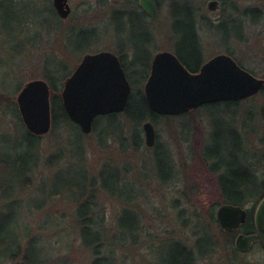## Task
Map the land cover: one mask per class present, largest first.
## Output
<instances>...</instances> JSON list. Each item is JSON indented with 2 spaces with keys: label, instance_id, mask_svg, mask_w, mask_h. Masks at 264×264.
Masks as SVG:
<instances>
[{
  "label": "rangeland",
  "instance_id": "1",
  "mask_svg": "<svg viewBox=\"0 0 264 264\" xmlns=\"http://www.w3.org/2000/svg\"><path fill=\"white\" fill-rule=\"evenodd\" d=\"M156 1L158 14L148 19L132 17V25L115 12H136L134 8L139 0H69L72 13L65 20L51 11L53 0H0V153L13 154L19 143L27 142L22 117L19 118L8 106L17 103V97L27 83L45 81L46 67L52 70L51 65L63 63L71 76L87 54L110 52L119 57L124 50L128 55L126 63L129 73L136 70L142 72L146 67L139 64L136 68L132 66L135 47L138 46L141 60L150 61L149 77L157 54L176 53L172 4L177 0ZM211 1L189 0L192 7L199 9V22L205 17L219 24L226 15L247 19L242 41L232 38L228 42L229 36L225 30L210 31L199 23L204 62L228 54L230 50L237 64L253 72L255 77L264 79V0H229L231 3H228L225 13L220 5L216 11H210L208 5ZM232 2L238 6L236 13L231 10ZM247 9L260 11L256 24L251 21L254 16L243 15ZM119 28L124 34L119 33ZM91 32L95 35H90ZM146 32L152 34L153 41L141 44ZM237 32L238 29H234L230 36ZM147 80L143 83L130 80L134 82L132 108L139 112L143 102L138 91L144 90ZM17 87H20L18 91ZM118 114L125 145L115 137L102 145L98 135L92 131L84 132V157L81 156L90 177L97 176L105 166H111L113 168L109 171L119 170L125 183L133 190L127 196L133 198L130 201L106 193H101L99 199L101 210L106 214L109 237L118 234V219L124 209L136 212L141 218L142 231L138 245L119 247L114 255L117 264H160V259L169 255L175 242L193 247L197 240L194 233L198 231L208 233L218 243L216 253L199 264H231L233 256L226 249L228 242L221 235L219 224L209 219V214L214 211L216 215L221 206L220 193L217 179L208 173L202 154L205 146L216 145L213 143L215 140L224 150L230 148L231 155L226 158L234 162L233 154L236 155L235 149L239 145L231 130L236 127L247 154L252 156L251 160H244L245 164L248 161L251 165L261 163L264 152V94L240 101L236 106L202 107L180 116H160L153 123L157 132L154 148L147 147L143 129L144 123L152 120L144 121L139 128L124 112ZM102 121L103 126L109 123L107 119ZM72 123L56 132H52L51 127L50 132L41 137V164L30 182V188L11 200H4L0 195V233L3 238L12 239L17 235L15 225L19 220L20 225L31 229L24 247L35 238L38 247L43 249L27 248L28 257L45 260L50 257L49 264H90L92 260L91 252L83 247L79 236L75 204L56 200L49 202L41 211L27 207L29 199L37 197L36 189L42 183V186L50 185L60 167H82L72 158L71 144L76 139L72 134ZM214 123L223 130V135L216 139H213ZM138 129L142 147L136 148L133 137L135 132H139ZM157 150L167 151L172 158L175 174L169 183H163L159 178L155 157ZM59 151L64 152L65 160L60 165H46V159ZM161 156L166 157L164 153ZM160 160L164 161L165 158ZM168 176L166 173L165 177ZM17 199L21 206L13 209L14 214L5 212V204ZM245 208L255 215L257 205L252 203ZM234 256L236 264H264V250L260 246L249 252L238 251ZM10 264H22V260Z\"/></svg>",
  "mask_w": 264,
  "mask_h": 264
},
{
  "label": "trees",
  "instance_id": "2",
  "mask_svg": "<svg viewBox=\"0 0 264 264\" xmlns=\"http://www.w3.org/2000/svg\"><path fill=\"white\" fill-rule=\"evenodd\" d=\"M221 3V10L223 13L226 11L229 0H219ZM136 6V4H135ZM173 7V31L176 37V55L182 64L191 72L198 73L203 65L204 57L199 38V23L206 26L210 31H222L225 30L227 36H229L228 42L235 38L236 40L242 41L244 39V26L247 18L235 19L232 15H226L223 17L219 24H214L207 18L198 20V11L191 6L189 0H177L172 4ZM231 8V7H230ZM232 12L236 13L239 11L238 6L232 2ZM51 11L54 15L58 16L53 4ZM136 12L129 11H116L115 14L121 18H125L128 22L133 25V19L146 18L145 14L139 9L138 5L134 8ZM256 14V15H255ZM243 15L249 17L252 15L254 18L251 20L253 23H257L260 18V11L258 9H247ZM257 16V17H256ZM59 17V16H58ZM235 27H234V26ZM230 27H233L230 29ZM234 29H238V32L231 35ZM119 33H123L122 28L118 29ZM84 35H89L87 32H83ZM81 35V34H80ZM90 35H95L91 32ZM152 35V34H151ZM149 32L144 34V41L141 44H147L152 41ZM82 36V35H81ZM136 54L133 60L132 66L136 68L137 64L146 67V69L133 73H129V66L126 63L128 55L123 53L119 55L122 65L127 73L130 80L138 81L143 83L148 79V73L150 69V61L143 62L139 55L138 46L135 47ZM83 51V50H80ZM228 55L234 58V54L228 50ZM138 53V54H137ZM235 59V58H234ZM55 64V63H54ZM52 70L46 67L45 81H47L52 90L51 96V107H52V132H56L61 128H66L72 123L64 106L62 98V88L65 81L69 78L70 74L66 69V65L63 63H56L51 65ZM253 74V72H250ZM61 74V75H60ZM147 74V75H146ZM255 75V74H253ZM136 76V77H133ZM131 83V81H130ZM134 84L131 83V85ZM20 87H17L18 91ZM264 94V88L260 92ZM138 94L141 101L143 102L142 108L139 111L132 108V95L129 103L124 111V115L132 122L133 125L142 126L146 120H152L156 123L160 117L157 113L151 110L144 90H139ZM239 101H228L205 105L203 108H209L210 106L226 105L236 106ZM9 109L14 110L16 115L20 118L19 109L17 103L9 104ZM119 114H110L106 117H99L93 125L92 132L100 137V142L105 144L110 140L111 137H115L121 140L125 145V139L122 137L123 127L118 124ZM104 119L108 120V125L103 126ZM151 121V122H152ZM147 122V121H146ZM73 124V123H72ZM72 134L76 136L71 146L72 158L76 160L75 163H79L82 167L76 168L72 165L62 166L55 173L50 185L42 186L43 183L36 189L37 197L29 199L27 207L30 210H44L48 203L51 201L62 200L70 202L76 205L77 214V227L79 229V236L82 241V245L85 249L89 250L92 254V260L90 264H117L114 255L118 248H124L129 244L135 246L140 241V232L142 231L141 218L140 216L129 209H124L118 219V234L113 237L108 236V228L106 225V214L105 211L101 210L99 203L101 193H106L112 197H117L122 200L130 201L133 198H128L130 192L133 190L129 188L128 184L123 180L119 170L110 172L111 166H105L97 176L90 177L87 168L81 162V156L84 157V148L82 141L84 137V131L78 125L73 124ZM136 128V127H135ZM233 128V127H232ZM139 131V132H138ZM134 135V145L136 148L142 147V142L139 137L140 130ZM234 134L236 141L238 142V149H235L233 154L234 162H230L226 157L231 155L230 148L224 150L220 144L216 143L214 147L205 146L203 150V161L208 170V173L217 179L218 189L220 193V203L229 204L233 206L245 207L250 204L255 206L260 203L264 198V152L262 154L263 161L256 164H249L244 160H251L252 156L247 154L244 147L243 138L240 135L239 130H231V134ZM214 138L216 139L219 135H223V130L214 123L213 129ZM26 143H19L16 146V152L13 154L0 153V195L4 200H11L18 193L27 191L30 188V182L33 176L39 169L41 164V156L39 154L41 137L35 136L26 129ZM214 149V150H213ZM163 153L166 157L161 156ZM156 161L158 168V175L163 183H169L174 179L175 168L171 156L167 151L157 150ZM79 158V159H78ZM160 158H165L161 161ZM65 160V154L63 151H59L56 154L49 156L46 159V165L55 166L60 165ZM84 160V159H83ZM78 173V174H77ZM168 177H165V174ZM133 197V196H132ZM20 200L11 201L5 204V212L14 214L13 209L20 207ZM1 214V213H0ZM4 214V213H3ZM211 219L216 225L219 224L215 212L209 214ZM2 223H0L1 229ZM28 226V225H27ZM254 226V213H249V219L247 223L242 227L243 232L253 230ZM15 232L17 235L8 239L3 238L0 233V264H10L22 260V264H49L51 258L47 257L41 259H32L28 257V250L43 251L37 245V239L33 238L28 241L24 247V242L30 237L31 229L20 225L19 220L15 225ZM24 229V231H23ZM241 232H224L220 231L221 235L229 243L226 244V249L229 255L233 256L231 264H236L234 255L237 254L238 250L234 244V239ZM197 240L193 247H188L179 242H175V245L170 248L169 255L160 259V264H199L201 261H205L212 255H214L218 249V243L206 232L198 231L194 233ZM114 247V249H112ZM26 249V252L24 251Z\"/></svg>",
  "mask_w": 264,
  "mask_h": 264
},
{
  "label": "water",
  "instance_id": "3",
  "mask_svg": "<svg viewBox=\"0 0 264 264\" xmlns=\"http://www.w3.org/2000/svg\"><path fill=\"white\" fill-rule=\"evenodd\" d=\"M63 19L69 17V0H53ZM220 3H209L210 11H216ZM140 6L148 16L158 13L155 0H140ZM264 88V79H259L241 68L229 55L216 56L198 73H191L171 52L159 53L152 65L145 94L152 111L159 115H181L207 104L240 101L258 95ZM131 96V85L119 58L110 52L88 54L67 79L62 92L65 109L71 120L85 133L93 129L99 116L120 113L126 110ZM22 120L33 135L43 136L52 127L51 89L43 80L27 83L17 97ZM146 144L154 147L157 133L154 124H144ZM217 220L222 230L233 232L241 228L248 212L239 206L221 205ZM257 233L240 235L236 247L242 252L251 250L260 241L264 245V199L256 215Z\"/></svg>",
  "mask_w": 264,
  "mask_h": 264
},
{
  "label": "flooded vegetation",
  "instance_id": "4",
  "mask_svg": "<svg viewBox=\"0 0 264 264\" xmlns=\"http://www.w3.org/2000/svg\"><path fill=\"white\" fill-rule=\"evenodd\" d=\"M157 2V1H156ZM158 4V3H157ZM138 7H139V9L144 13V11L142 10V8H141V6H140V0H139V4H138ZM159 7V6H158ZM145 14V13H144ZM146 16V15H145ZM146 18L148 19V18H150V17H148V16H146ZM151 38H152V35H151ZM152 41H153V38H152ZM151 41V42H152ZM147 44H150V42L149 43H147ZM174 54H176V53H174ZM156 57V56H155ZM152 65H153V63L151 64V70H152ZM257 208H258V206H257ZM256 208V209H257ZM257 233V229H256V222H255V219H254V226H253V230H251V231H248V232H243V230H242V232L239 234V235H241V234H243V235H254V234H256ZM257 246H260L263 250H264V245L260 242V241H258V242H256V243H254L253 245H252V248H251V250L253 249V248H255V247H257ZM250 251V250H249ZM248 251V252H249ZM240 252V251H239ZM240 253H242V252H240Z\"/></svg>",
  "mask_w": 264,
  "mask_h": 264
}]
</instances>
